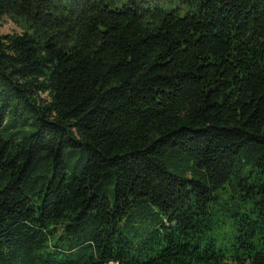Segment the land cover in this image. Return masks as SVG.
Segmentation results:
<instances>
[{
    "label": "trees",
    "instance_id": "16d2710c",
    "mask_svg": "<svg viewBox=\"0 0 264 264\" xmlns=\"http://www.w3.org/2000/svg\"><path fill=\"white\" fill-rule=\"evenodd\" d=\"M180 1L0 0V264H264V0Z\"/></svg>",
    "mask_w": 264,
    "mask_h": 264
},
{
    "label": "rangeland",
    "instance_id": "374dc122",
    "mask_svg": "<svg viewBox=\"0 0 264 264\" xmlns=\"http://www.w3.org/2000/svg\"><path fill=\"white\" fill-rule=\"evenodd\" d=\"M131 1L132 0H108V4L112 8H114V7H120L123 3L130 4ZM143 1H149V4H158L163 8H172L177 6L183 7L187 5L185 2H181L180 0H143ZM21 30H22L21 25L8 16H4L0 20V34L20 32Z\"/></svg>",
    "mask_w": 264,
    "mask_h": 264
}]
</instances>
